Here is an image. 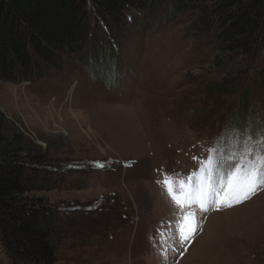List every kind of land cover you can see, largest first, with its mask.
Returning a JSON list of instances; mask_svg holds the SVG:
<instances>
[{"label": "rangeland", "instance_id": "obj_1", "mask_svg": "<svg viewBox=\"0 0 264 264\" xmlns=\"http://www.w3.org/2000/svg\"><path fill=\"white\" fill-rule=\"evenodd\" d=\"M165 10L140 17L118 47L100 43L89 19L85 44L107 61L77 56L42 81L0 80V109L61 168V186L35 195L61 224L50 264H264V187L231 206L187 208L194 231L182 241L185 210L158 183L219 162L228 133L241 140L238 158L255 148L246 138L264 131V62L221 53L213 32L192 25L195 11ZM0 264L30 263L0 240Z\"/></svg>", "mask_w": 264, "mask_h": 264}, {"label": "trees", "instance_id": "obj_2", "mask_svg": "<svg viewBox=\"0 0 264 264\" xmlns=\"http://www.w3.org/2000/svg\"><path fill=\"white\" fill-rule=\"evenodd\" d=\"M162 5L174 15L198 13L192 25L213 32L221 53L260 56L264 62V0H0V80L42 81L63 72L77 56L89 62L90 54L95 61L102 55L107 61L102 46L96 43L89 51L85 44L88 20L99 29L100 43L118 47L135 32L140 17ZM242 116L238 113L233 125L240 127ZM230 136L226 154L220 152L219 172L229 170L231 155L238 158L241 140L228 143ZM53 161L0 109V240L15 261L50 264L55 257L58 213L35 196L61 186V168Z\"/></svg>", "mask_w": 264, "mask_h": 264}, {"label": "snow or ice", "instance_id": "obj_3", "mask_svg": "<svg viewBox=\"0 0 264 264\" xmlns=\"http://www.w3.org/2000/svg\"><path fill=\"white\" fill-rule=\"evenodd\" d=\"M246 139L255 142V148L247 144L241 150L239 158L235 154L229 159L236 163L224 175L216 178L218 162L209 158L201 162L199 172H193L185 179L165 174L163 183L167 194L181 209L185 210L181 217V240H187L194 229L190 222L195 214L186 211L192 205H199L202 211H207L211 205H222L231 202L240 203L249 199L257 190L264 187V131L257 137ZM215 151V150H213ZM187 227V231L185 228Z\"/></svg>", "mask_w": 264, "mask_h": 264}]
</instances>
